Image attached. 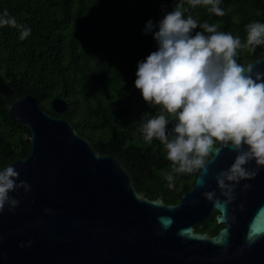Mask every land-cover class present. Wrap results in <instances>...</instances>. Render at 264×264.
I'll list each match as a JSON object with an SVG mask.
<instances>
[{
  "label": "water",
  "instance_id": "water-1",
  "mask_svg": "<svg viewBox=\"0 0 264 264\" xmlns=\"http://www.w3.org/2000/svg\"><path fill=\"white\" fill-rule=\"evenodd\" d=\"M251 64L264 72V53ZM0 94H13L1 76ZM51 108L60 115L67 104L56 98ZM5 109L28 130L29 154L7 166L31 191L11 193L19 206L0 214V264H264V169L241 181L223 211L203 196L214 191L225 199L217 176L231 167L234 149L213 155L179 202L165 204L136 192L116 158L97 153L35 96L15 98ZM213 211L224 227L214 236L194 232Z\"/></svg>",
  "mask_w": 264,
  "mask_h": 264
},
{
  "label": "trees",
  "instance_id": "trees-1",
  "mask_svg": "<svg viewBox=\"0 0 264 264\" xmlns=\"http://www.w3.org/2000/svg\"><path fill=\"white\" fill-rule=\"evenodd\" d=\"M178 2L0 0V13L7 10L32 29L21 40L17 29L0 28V76L13 91L6 99L0 94V167L29 154L28 130L14 123L5 109L6 103L27 95L35 96L48 114L66 119L97 153L116 158L127 171L137 162L150 166L147 155L155 140L146 142L139 128L145 113L158 115L161 106L143 100L135 88L136 71L157 50L153 34H144L147 22L158 24ZM221 7L226 15L218 17L206 7L184 4L186 16L219 24V31L239 36L242 43L246 25L264 23V0H222ZM262 53L264 47H257L252 59ZM56 98L67 104L60 115L51 108ZM182 190L176 184L165 202L179 198ZM210 227L196 230L215 234Z\"/></svg>",
  "mask_w": 264,
  "mask_h": 264
},
{
  "label": "clouds",
  "instance_id": "clouds-1",
  "mask_svg": "<svg viewBox=\"0 0 264 264\" xmlns=\"http://www.w3.org/2000/svg\"><path fill=\"white\" fill-rule=\"evenodd\" d=\"M185 3L206 7L218 17L226 15L222 0H179L158 24L147 22L144 34H153L157 50L138 63L135 88L147 104L161 106V111L145 113L139 131L146 142L155 139L164 146L172 165L166 173L169 182L180 174L204 173L210 157L222 148L234 149L231 167L217 176L223 202L214 191L203 193L223 211L235 199L241 181L254 179L264 169V72L238 62V50L245 46L239 36L219 31V24H201L186 16ZM5 26L17 29L21 40L32 32L7 10L0 13V28ZM246 32L251 52L264 47V23L251 22ZM253 162L255 169H250ZM18 180L13 166L0 168V214L6 206L10 211L19 206L11 193L31 191L26 181Z\"/></svg>",
  "mask_w": 264,
  "mask_h": 264
},
{
  "label": "flooded vegetation",
  "instance_id": "flooded-vegetation-1",
  "mask_svg": "<svg viewBox=\"0 0 264 264\" xmlns=\"http://www.w3.org/2000/svg\"><path fill=\"white\" fill-rule=\"evenodd\" d=\"M244 43L245 46L238 50L237 60L239 63L247 66L259 57L256 59H252L254 53L249 50L248 46L246 45V42ZM172 127L173 126L168 128V130L170 131ZM147 157H149V160L151 159L149 161L151 162L150 166H142L139 162H137L138 165L132 166L133 168H131V171H127L126 168L121 164L125 168V170L130 174L135 191L139 194H142L149 200L161 199L165 204H167L164 198L169 192L173 191L176 187V184H178V186L183 189L182 192L179 194V198H177L171 203H168L177 204L181 199L182 195L187 193L192 188V185L199 171L193 172L192 174H180L176 177L173 182H169L166 179V173L171 172L172 165L171 162L167 159L166 150L159 140H155L152 149L148 152ZM176 196H178V193H176ZM217 216L218 212H211L210 215L203 222L194 226V232L206 233L210 236L216 235L218 231L224 227V224H219L217 222ZM213 219H215L218 223V228H216V224ZM207 225L211 226L210 230L212 231L216 229V233L212 235L210 231L198 232L196 230L197 228L203 229Z\"/></svg>",
  "mask_w": 264,
  "mask_h": 264
},
{
  "label": "snow or ice",
  "instance_id": "snow-or-ice-1",
  "mask_svg": "<svg viewBox=\"0 0 264 264\" xmlns=\"http://www.w3.org/2000/svg\"><path fill=\"white\" fill-rule=\"evenodd\" d=\"M255 227H256V230H259V228H260V226H259V225H256Z\"/></svg>",
  "mask_w": 264,
  "mask_h": 264
},
{
  "label": "rangeland",
  "instance_id": "rangeland-1",
  "mask_svg": "<svg viewBox=\"0 0 264 264\" xmlns=\"http://www.w3.org/2000/svg\"><path fill=\"white\" fill-rule=\"evenodd\" d=\"M243 44H245V43H243Z\"/></svg>",
  "mask_w": 264,
  "mask_h": 264
}]
</instances>
